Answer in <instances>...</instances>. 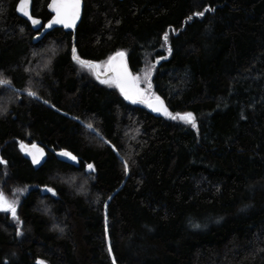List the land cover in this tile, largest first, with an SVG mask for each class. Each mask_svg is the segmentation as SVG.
Listing matches in <instances>:
<instances>
[{
  "label": "trees",
  "instance_id": "1",
  "mask_svg": "<svg viewBox=\"0 0 264 264\" xmlns=\"http://www.w3.org/2000/svg\"><path fill=\"white\" fill-rule=\"evenodd\" d=\"M9 1L23 27L0 49V192L18 208L0 211V264H264V0H83L74 33L40 39ZM73 48L123 51L196 126L126 102Z\"/></svg>",
  "mask_w": 264,
  "mask_h": 264
},
{
  "label": "snow or ice",
  "instance_id": "2",
  "mask_svg": "<svg viewBox=\"0 0 264 264\" xmlns=\"http://www.w3.org/2000/svg\"><path fill=\"white\" fill-rule=\"evenodd\" d=\"M26 7L27 0H22V3L19 6L18 10L22 11L25 16L29 17V19H32L29 13L24 10ZM49 8L55 13V16H53V18L48 22V25H45L46 27L51 26L52 24H62L66 28L72 27L75 24L76 18L79 16L80 0H52V2L49 4ZM207 10L211 11L212 9L209 8ZM193 15L203 16L204 13L196 12L193 13ZM189 19H191V17H189ZM32 22L33 24L38 23V21L36 20H32ZM164 39L167 42V33L164 34ZM123 55V52H117L114 56H110L108 58L110 69L114 73V75L110 80H103L101 82L114 84L117 88L120 89V92L125 99H131L135 103L137 102L136 97L143 96V93H141L139 89L135 86V80L129 76L126 67L123 66L122 60L117 62V57L122 58ZM73 59L80 63L83 67H96V65H93L91 61L81 60L78 56H76L75 48H73ZM8 83L9 81L0 79V85H5ZM28 94L30 96L36 95V93L34 92H29ZM45 103H47V101H45ZM149 106L152 107L153 111H163L164 114L169 115L172 119L179 118L185 123L191 124L192 127L196 126L192 113H177L176 115H172L171 113H168L166 108L163 107L162 102L159 101V97H156L155 103H150ZM87 127L91 128L92 125L89 124L87 125ZM61 155L68 156L72 160L76 159L75 156H72V154L68 152H62ZM33 162H36L35 157L33 158ZM0 163H3V161H0ZM88 168L91 169L92 165H88ZM125 172H127V165H125ZM49 191L52 190L49 189ZM0 211L10 212L13 218H16V202L9 201L2 192H0ZM17 234H20L19 229H17ZM37 264H46V262L38 260ZM113 264H115V261L113 262Z\"/></svg>",
  "mask_w": 264,
  "mask_h": 264
},
{
  "label": "water",
  "instance_id": "3",
  "mask_svg": "<svg viewBox=\"0 0 264 264\" xmlns=\"http://www.w3.org/2000/svg\"><path fill=\"white\" fill-rule=\"evenodd\" d=\"M52 2V0H49L47 5H46V9L49 11V13L51 14L50 17L43 21L42 18L40 17H37L35 15L32 14V0H27V7L24 9L25 11H27L29 13V15L32 17V19H29L28 16H25L23 14L22 11H19L18 8L19 6L21 5L22 3V0H17L16 4H15V13L21 18L23 19L33 30L35 31H39L35 36L36 38L40 39L46 32L50 31L51 29L53 28H56V27H61L63 28L65 31H69V32H72L74 33L75 30H76V27L78 25V23L80 22L81 20V17H82V11H83V5H84V2L83 0H80V11H79V16L76 18V21H75V24L72 26V27H64L62 24H52L51 26H48L46 27L45 25H48V22L53 18V16H55V13L49 8V4ZM32 20H36L38 21V23L36 24H33ZM118 52H123V51H118ZM117 52L113 53L111 56H114ZM124 53V52H123ZM122 60V63H123V66L126 67L127 69V72L129 74V76L131 78L134 79V75L131 71V69L129 68L128 66V63H127V59H126V55L124 53L123 57L120 58V57H117V62L121 61ZM93 65H96L97 63L96 62H93L91 61ZM107 65H108V71L101 74L97 71L96 67L93 68V71H94V75L95 77L99 80V81H103V80H106L108 77H112L114 75V73L111 71L110 69V64H109V60H107ZM135 80V79H134ZM135 86L138 88L136 82H135ZM116 87V86H115ZM117 88V87H116ZM117 90L120 92V89L117 88ZM121 93V92H120ZM122 95V94H121ZM123 96V95H122ZM156 97H159V96H155V97H152V98H149L147 100H144L142 99L140 96H137L136 97V100L137 102H133L131 99H125L124 96V100L128 103H131V104H143L146 109H148L151 113H153L154 115H157V116H163L165 115L163 113V111H153L152 107L149 106L150 103H155V98ZM40 101H42L43 103H45L44 100L38 98ZM159 101L162 102L163 104V107L167 109L166 107V104L164 102V100L159 97ZM46 105H48L49 107L53 108L54 110H57L56 108H54L53 106H51L49 103H45ZM158 106V105H157ZM58 111V110H57ZM60 112V111H58ZM20 148L23 152V154L29 158L30 160L33 161V158L35 157L36 159V162L35 163H40L44 157V153H43V149L40 148L37 144L35 143H30V142H20ZM23 146V147H22ZM35 146V147H33ZM50 151L54 154V156L60 160V161H63V162H66L68 164H71V165H74L76 164V159L75 160H72L70 159L68 156H65V155H61L62 152H68V153H71L70 151L66 150V149H54V148H51ZM72 156H75L73 153H71ZM76 157V156H75Z\"/></svg>",
  "mask_w": 264,
  "mask_h": 264
},
{
  "label": "rangeland",
  "instance_id": "4",
  "mask_svg": "<svg viewBox=\"0 0 264 264\" xmlns=\"http://www.w3.org/2000/svg\"><path fill=\"white\" fill-rule=\"evenodd\" d=\"M10 7H11V2L9 0H0V49H1V51H3L4 49H6L7 47L10 46L11 41L14 38V36L21 31L20 27H23L18 22H10L8 15H7L8 12L10 11ZM85 68L87 70H89L94 75L93 68H89V67H85ZM96 69L101 74L107 72L108 71L107 60L103 61V62H98L96 64ZM111 78L112 77L110 76L106 80H110ZM136 78H138V79H136ZM134 79H135V82L138 86L139 91L141 93H143V96H140L142 99L147 100L149 98L156 96V94H154L152 92V90L148 84L147 73L143 72L140 75H134ZM107 84H112V83H107ZM7 199L9 201H15L16 202V218H13L12 214L10 212H8L12 221L16 222L17 221L18 201H17V199H10V198H7ZM4 212H6V211H4Z\"/></svg>",
  "mask_w": 264,
  "mask_h": 264
}]
</instances>
